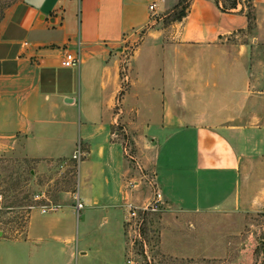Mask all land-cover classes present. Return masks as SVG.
Wrapping results in <instances>:
<instances>
[{
    "label": "crops",
    "instance_id": "crops-1",
    "mask_svg": "<svg viewBox=\"0 0 264 264\" xmlns=\"http://www.w3.org/2000/svg\"><path fill=\"white\" fill-rule=\"evenodd\" d=\"M178 2L21 0L11 8L0 35V154L48 167L73 156L79 139L87 186L80 210L69 198L55 212L32 208L23 235L0 237V264H114L105 251L88 256L84 209L85 227L96 212L123 220L110 236L117 257L127 252L124 205L144 207L157 191L192 212H237L258 200L263 65L246 62V40L264 37V0H190L185 17L163 25ZM66 50L80 51L78 66L62 65Z\"/></svg>",
    "mask_w": 264,
    "mask_h": 264
},
{
    "label": "rangeland",
    "instance_id": "rangeland-1",
    "mask_svg": "<svg viewBox=\"0 0 264 264\" xmlns=\"http://www.w3.org/2000/svg\"><path fill=\"white\" fill-rule=\"evenodd\" d=\"M19 1L0 0V16L3 14L0 35L8 13ZM222 1L230 4L236 0ZM253 12L249 10L251 18ZM170 14L162 19L163 25H167ZM255 26L256 23H250V30ZM246 41L252 46L246 62L250 60L263 65L262 70L257 72L263 83L257 85V89L264 90V37L258 35ZM127 55L126 59H129L130 53ZM124 64L121 78L130 72L126 62ZM260 121L264 125V117ZM117 127L118 138L128 148L127 156L135 160L130 157L133 155L131 136L122 130L121 125ZM75 146L77 151L82 152L80 160H84L86 156L79 139ZM80 160L79 156L75 158L73 154L69 158L50 162L48 167H38L33 160H25L13 152L0 154V193L3 195L0 237L23 235L28 225L29 212L34 207L40 209L42 205H61L68 198L76 205L78 196L82 200L87 184L82 178ZM257 162L253 172V189L258 200L246 210L185 211L170 205L165 197L159 200L153 197L144 207L125 204L127 252H117V257L116 249L111 247L110 236L116 240L123 220L106 222L103 219L104 213L96 212L85 227L84 209L78 221L81 219V234L84 237L82 244L88 256L98 259L100 253L105 251L103 254L109 255L114 264H124L127 260V264H264V150L258 152ZM38 194L42 197L36 198Z\"/></svg>",
    "mask_w": 264,
    "mask_h": 264
},
{
    "label": "built area",
    "instance_id": "built-area-1",
    "mask_svg": "<svg viewBox=\"0 0 264 264\" xmlns=\"http://www.w3.org/2000/svg\"><path fill=\"white\" fill-rule=\"evenodd\" d=\"M154 8H155V4H151L150 9L154 10ZM80 62H81V53L79 50L78 51L66 50L64 57L62 58V61H61L62 65L64 67L78 66L80 64ZM81 153L82 152L80 150H78V151L76 150V153H74V157L78 158V156H79V160H80ZM40 197H42L40 194L36 195V198H40ZM155 198H157L159 200L160 198H162V194L157 191L155 194ZM2 200H3V195L0 193V208L2 207L1 206ZM83 206H84V203L82 202L80 196H78L77 200H76V207L78 210H80ZM60 208H61V205H59V204H51V205L48 204V205H42L40 207V209L43 213L55 212V211L59 210Z\"/></svg>",
    "mask_w": 264,
    "mask_h": 264
},
{
    "label": "trees",
    "instance_id": "trees-1",
    "mask_svg": "<svg viewBox=\"0 0 264 264\" xmlns=\"http://www.w3.org/2000/svg\"><path fill=\"white\" fill-rule=\"evenodd\" d=\"M230 5H231V7H236L237 2L233 1L232 3H230ZM189 7H190V0H179L178 4L170 12L171 14H170V18L168 19V22L181 20L183 17H185L188 14ZM2 18H3V14H1V16H0V22H1ZM27 197L28 196H25V198H27ZM32 206L33 205H31L30 207H32ZM30 212H29V217H30ZM28 221H29V218H28Z\"/></svg>",
    "mask_w": 264,
    "mask_h": 264
}]
</instances>
